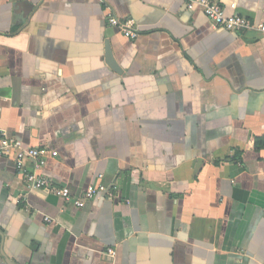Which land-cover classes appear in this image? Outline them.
Masks as SVG:
<instances>
[{
	"label": "crops",
	"instance_id": "obj_1",
	"mask_svg": "<svg viewBox=\"0 0 264 264\" xmlns=\"http://www.w3.org/2000/svg\"><path fill=\"white\" fill-rule=\"evenodd\" d=\"M217 1L264 22V0ZM0 129L58 150L51 187L108 188L79 207L0 156V264H264L260 32L184 0H0Z\"/></svg>",
	"mask_w": 264,
	"mask_h": 264
},
{
	"label": "built area",
	"instance_id": "obj_2",
	"mask_svg": "<svg viewBox=\"0 0 264 264\" xmlns=\"http://www.w3.org/2000/svg\"><path fill=\"white\" fill-rule=\"evenodd\" d=\"M189 10L199 9L202 11L213 26L224 28L230 32H244L256 30L264 36V22L256 23L248 16L242 14L228 15L225 7L217 0H184ZM109 23L118 27L122 34L129 39H134L139 35L137 22L132 19L121 20L114 15H109ZM14 154V159L18 172L25 178L27 184L32 188L53 191L66 201H73L77 206L83 207L86 202L93 199L99 193L108 192L105 184H90L81 197H73L67 186L51 187L50 181L39 174L37 169L47 163L48 158L59 155L58 150L50 149L47 146H21L14 137L9 136L0 129V156H10ZM35 162L36 170L27 167V161ZM110 195L113 193L110 191ZM50 220V218H47ZM110 256H115V251L109 249Z\"/></svg>",
	"mask_w": 264,
	"mask_h": 264
},
{
	"label": "trees",
	"instance_id": "obj_3",
	"mask_svg": "<svg viewBox=\"0 0 264 264\" xmlns=\"http://www.w3.org/2000/svg\"><path fill=\"white\" fill-rule=\"evenodd\" d=\"M253 144H254V147L257 149L264 148V136H254Z\"/></svg>",
	"mask_w": 264,
	"mask_h": 264
}]
</instances>
